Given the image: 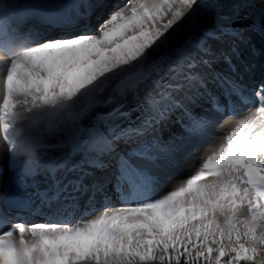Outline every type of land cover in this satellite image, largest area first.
Here are the masks:
<instances>
[{
	"label": "snow or ice",
	"instance_id": "1",
	"mask_svg": "<svg viewBox=\"0 0 264 264\" xmlns=\"http://www.w3.org/2000/svg\"><path fill=\"white\" fill-rule=\"evenodd\" d=\"M0 5V264H264V77L249 90L241 59L257 38L264 56V16L243 21L242 0L212 28L209 0ZM33 11L46 27L23 37Z\"/></svg>",
	"mask_w": 264,
	"mask_h": 264
},
{
	"label": "rangeland",
	"instance_id": "2",
	"mask_svg": "<svg viewBox=\"0 0 264 264\" xmlns=\"http://www.w3.org/2000/svg\"><path fill=\"white\" fill-rule=\"evenodd\" d=\"M34 1H38L39 2V0H15V1L14 0H4V3L9 6L10 10H15L16 12H19V10H18L19 9L18 8L19 4H21V3L22 4H26V3L34 2ZM251 1H253V0H249L248 2L242 0V2L244 4V7H242L240 9V11H241V13H245V14H249V15L255 16L256 17V22L259 23L261 17L264 16V0H261V3H259L258 5L251 4L252 3ZM63 2L71 3L70 0H63ZM238 2H241V0H228L227 4L223 3L221 5L213 4L215 6L213 8V15L211 17H209V18L218 19L220 14L223 13L227 9H228L229 12H231L233 6L231 7L230 5L238 3ZM0 6H2V5H0ZM230 14L231 13H229V15ZM100 15H101V13L98 14L97 17L90 18V19L86 20L85 22L89 23V24H95L97 22V20H98ZM36 29H41V28L36 27L35 24L32 25V23L25 24L24 26L20 27V31L23 34V37H26L29 31L36 30ZM181 31H184V29H181ZM49 33L51 35H56V33L52 32V31H49ZM260 44H261V41L259 40V38H257V41H256L257 51L255 53V55H257V57L254 60V66L257 68V70H260V71H259V73H256L253 76L248 77V78L245 79V83L248 86L250 84H253V86H255V84H256V82H253V81L252 82H248V80H250V79L251 80H260L262 77H264V65H262V63H264V56H262L260 54V52H259ZM241 47H242V52H243V55H242L241 59L248 60V56H250L251 53L246 48H244L243 46H241ZM220 67L224 68V70H227L226 66L223 65V64H221ZM206 103L207 102H205V104ZM244 107H246V106H244ZM171 119L175 120L174 117H172ZM168 122L169 123H166V125L163 127L162 133H161L162 136L165 139L168 138L170 133H179L181 131L180 124L177 121H174V122L171 123L170 120H169ZM166 127H167V129H165ZM24 158H27V156H26V154L22 153L20 155L19 159L23 160ZM36 179L38 181H40V185L39 186L41 188H44L46 186L45 183H44V178L42 176H37ZM5 180H6V178L3 181L5 182ZM0 186H2L1 183H0ZM26 191L28 193H30V192L33 191V189L32 188H27ZM11 215H15V213H10V216ZM22 215L27 218L28 223H31L33 221L42 222V217L39 216V215H29L27 212L22 213Z\"/></svg>",
	"mask_w": 264,
	"mask_h": 264
},
{
	"label": "bare ground",
	"instance_id": "3",
	"mask_svg": "<svg viewBox=\"0 0 264 264\" xmlns=\"http://www.w3.org/2000/svg\"><path fill=\"white\" fill-rule=\"evenodd\" d=\"M216 1L218 3H220V4H223L222 3V0H216ZM37 2L38 1L26 3L23 6V10L29 8L32 4H35ZM120 2L122 3L123 0H120ZM251 2H252L251 4L258 5L259 3H261V0H253ZM230 6L232 7L233 4H231ZM103 14L104 13H101V15H103ZM21 26H23V25H21ZM60 31H62V29L61 28H58L56 30H53L52 32H55L57 34ZM256 57H257V55H255V54H251L250 56H248V61H251L252 64H253V75L256 74V73H259V71H260V70H257V68L254 66V60H255ZM262 65H264V63H262ZM252 81L253 82H258L259 80H251V79L248 80V82H252ZM248 87H249V90H251V88H253L254 86H253V84H250ZM243 110L246 111L247 110V107H244ZM169 120H170L171 123L174 122V121H176V120H173L171 118ZM167 123H169V122H167ZM230 124H231V122H229V124L226 125L224 128L218 129L217 130V135H220L222 133H226L229 130V128H230ZM165 129H167V127ZM185 171H187V167L185 168ZM8 175H9V153L7 152V148H6L5 142L3 141L2 137H0V183H1V185L4 184V181L3 180L5 178L7 180ZM6 180H5V182H6Z\"/></svg>",
	"mask_w": 264,
	"mask_h": 264
},
{
	"label": "trees",
	"instance_id": "4",
	"mask_svg": "<svg viewBox=\"0 0 264 264\" xmlns=\"http://www.w3.org/2000/svg\"><path fill=\"white\" fill-rule=\"evenodd\" d=\"M210 3V2H209ZM242 17H243V21H249V22H256V17L253 15H249V14H245V13H241ZM224 15H228V12L226 11L225 13H222L220 16H224ZM218 19H214V18H208L205 20V24L212 28L215 26V24L217 23ZM257 23V22H256ZM119 81V77H117L116 79H112L110 81L107 82V87L105 88L104 92L99 93V95L103 98H107L109 95H114V89H115V85L118 83ZM103 87V85H101ZM127 101H128V106H132L134 101H133V93L131 91L128 92L127 94ZM136 115H138V113H134L132 116V119L136 118Z\"/></svg>",
	"mask_w": 264,
	"mask_h": 264
}]
</instances>
